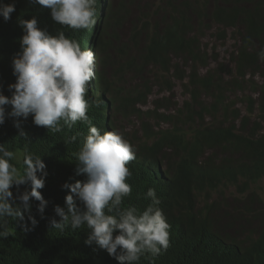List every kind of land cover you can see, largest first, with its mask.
<instances>
[{
    "label": "trees",
    "instance_id": "trees-1",
    "mask_svg": "<svg viewBox=\"0 0 264 264\" xmlns=\"http://www.w3.org/2000/svg\"><path fill=\"white\" fill-rule=\"evenodd\" d=\"M159 1L160 6L150 17L146 12H152L151 0H140L144 4L141 16L132 19L130 0L114 3L97 0L96 24L90 32V29L73 30L55 23L50 10L29 0H0L4 4L14 3L16 9L8 21L0 16V90L11 96L8 85L16 80L12 58L20 51L23 35L20 18L36 17L38 26L52 35L64 31L82 49H86L84 37L91 33V50L97 47L98 53L94 79L86 96L90 104L87 114L93 125L102 130L104 115L109 111L116 116L121 113L125 118L141 120L142 130L153 142L152 148L146 146L142 150L146 152L145 158L128 164L132 175L127 182L132 193L121 207L135 206L143 211L151 202L145 199V194L154 188L161 201L159 207L171 226L168 249L155 258L146 254L138 264H264V230H251L253 223L264 225V185L260 186L264 184V60L258 56L264 49V0ZM194 16L199 20H194ZM205 20L225 28L242 29L243 45L229 60L236 64L235 71L221 63L214 73L203 78L197 70L195 74H182L175 64L176 59H185L187 63L205 59L200 53L201 40H187L186 30L193 33L195 23ZM129 27L134 30L133 46L139 58L128 54L123 31ZM148 69L181 83L188 81L183 87L190 100L179 110V120L165 114L151 117V113L140 109L149 104L148 96L153 94V89L147 81L130 84ZM127 73L135 76L131 78ZM164 86L159 87V95L175 96V88L169 81L165 80ZM254 95H258L257 99ZM204 97L211 103H206ZM152 104L159 110H172L170 107L174 105L169 99L167 107L160 100ZM239 104L247 109L245 115L237 108ZM179 106L177 103L175 109ZM10 110L6 106V111ZM207 116L213 119L212 124H205ZM149 118L155 123L145 120ZM14 119L6 117L0 125V144L17 156L22 157L25 151L42 156L47 176L40 191L49 203L43 216L37 211L39 202L33 199L31 213L24 214V222L6 218L13 234L0 239V264H119L95 243L91 246L84 243L89 231L86 226L72 229L68 225L60 231L52 229L50 224L51 219H60L54 206H65L69 190L63 185L86 179L83 174L76 175L75 169L76 153L88 133V125L77 122L68 128L61 122L62 130L55 132L36 126L31 115L27 119L18 118L29 142L19 135ZM163 121L172 128L165 130ZM72 136H77L75 143L69 142ZM129 142L134 146L133 140ZM152 163L167 168L160 172L151 167ZM183 179L195 181L199 194H205L206 204L200 212L192 206ZM251 184L256 188H249ZM231 187L236 194L246 197L231 203L234 195H227ZM25 189L30 190V184L20 186V191ZM12 191L15 196L16 189ZM215 193L220 197L212 201ZM29 215L38 222L34 228ZM25 222L30 230L21 227Z\"/></svg>",
    "mask_w": 264,
    "mask_h": 264
},
{
    "label": "clouds",
    "instance_id": "clouds-1",
    "mask_svg": "<svg viewBox=\"0 0 264 264\" xmlns=\"http://www.w3.org/2000/svg\"><path fill=\"white\" fill-rule=\"evenodd\" d=\"M151 2L154 6L152 8L154 13L160 6V1L153 2L151 0ZM29 3L50 10L51 19L55 23L73 30L90 29L96 24L97 0H29ZM15 10L14 3L0 2V16L5 21L11 19V14ZM146 13L150 14L151 12ZM18 23L23 35L19 41L20 51L12 58L13 75L16 80L15 83L8 85L9 91L12 93L11 96H6L0 90V125L4 124L6 117L16 118L14 126L20 130L19 135L29 142L31 141L22 130L18 118L27 119L31 115L36 126L45 127L55 132L62 130L61 122L68 128L73 127L77 122L88 125V133L84 136L82 146L76 153L77 166L75 169L76 175L83 174L86 179L84 181L77 180L74 183L66 182L63 185V188L69 190V194L65 197L64 207L54 206L55 215L60 219L50 220L52 229L64 231L68 225L72 229L86 226L89 231L84 243L88 246L95 243L100 249L106 250L109 256L116 259L119 264H138L141 257L146 254L153 258L158 257L170 245L169 230L171 226L167 222L163 210L159 207L161 201L157 198L155 189L147 190L145 199H150L151 202L143 211L138 210L135 206L121 207L124 199L130 197L132 193V186L127 182L132 175L128 164L131 161H140L145 158L146 152L142 153V150L146 146L149 149L152 148L153 142L148 139L141 126V133L132 138L135 140L134 146L127 140L129 138L123 136L122 130L118 126V119L130 121L132 118L130 119L129 116L125 118L121 113L116 116L109 111L103 117V129L100 130L93 125L87 114L90 104L86 96L89 83L95 75L96 55L98 59L97 47L93 51L82 49L79 42L68 38L64 31H58L56 35H52L38 26L36 17L27 20L20 18ZM208 26H210L209 29ZM213 26L222 29L218 33L222 34L224 42L228 37L226 31L234 29L225 28L213 21H200L195 23L193 33L190 29H186L187 40H201L202 43L205 38L203 33H206L207 30L210 31ZM128 38L125 39L129 43ZM238 40L239 45L232 52L231 57L234 53H238L239 48L243 45V38L239 37ZM128 45V54L130 55L132 45ZM200 53L206 56L202 60L205 64L200 66L193 62L194 65L190 66L189 72L182 71L181 66L190 64V61L188 63L185 59L174 61L182 74H195L197 70L199 76L206 78L209 74L214 73L208 70L205 75L201 74L202 69H208V66L215 62L209 60L213 56L210 55L206 44H202ZM258 56L264 60V49L258 53ZM177 60H181L182 64L176 63ZM197 61L199 62V60ZM154 74H157L158 77L154 78ZM127 76L133 78L135 75L127 73ZM165 80L175 88L173 81L176 80L166 78L159 71L151 73L150 69L140 76L138 74L134 81L137 84L149 82L148 86L153 89V94L148 96V99H151L158 93L155 91V87L166 88ZM179 83L182 86L186 84L185 81ZM175 93H177L176 90ZM185 96L190 100L187 91H185ZM167 99L174 103L170 107L172 110L155 109L152 104L155 100H151V102L149 100L152 108L148 112L151 113V117L165 114L173 115L179 120V110L185 103L181 106L179 96L176 94L172 97L168 94ZM177 103L180 106L175 109ZM6 106H10L11 110L6 111ZM142 108L140 107L144 112ZM208 120L209 122H207ZM204 122L212 124L213 119L207 116ZM164 124L169 127L165 130L172 128L169 122L163 121V128ZM118 129L121 131L119 132ZM262 134H264V130ZM76 139L77 136H72L69 142L75 143ZM148 159L151 160L150 157ZM13 160L17 161L19 167L17 164L11 163ZM151 167L160 170V172L167 168L164 165L157 167V164L154 163ZM46 176V164L42 156L28 151H25L22 157L17 156L15 152L0 144V239H7L13 234L8 229L6 218L13 217L24 222V214L31 213L33 199L39 202L37 211L43 216L49 203L40 191L45 187ZM29 184L30 190L20 191L21 185ZM183 185L188 191L192 206H196L198 208L196 211L200 212L206 204L205 194H199L195 181L183 179ZM13 188L16 189L15 196ZM77 201H79V205ZM28 220L33 228L38 223L32 215L28 216ZM21 227L25 231L30 230L27 222L23 223ZM114 233L116 234L114 235Z\"/></svg>",
    "mask_w": 264,
    "mask_h": 264
},
{
    "label": "rangeland",
    "instance_id": "rangeland-1",
    "mask_svg": "<svg viewBox=\"0 0 264 264\" xmlns=\"http://www.w3.org/2000/svg\"><path fill=\"white\" fill-rule=\"evenodd\" d=\"M133 4H132V13H133V17H131L132 19L134 17H138L142 11V7H144V4H140V0H130ZM153 2H157L158 0H152ZM112 3H114V0H111ZM252 7V6H251ZM250 8V7H249ZM153 12L150 13V17H152ZM199 14V13H198ZM194 20L198 21L199 18L197 16L193 17ZM210 26H208L209 29ZM93 30V28H90V32ZM219 30L221 31V28H217V27H212V29L210 31L207 30L206 33H203V35L205 36V38L202 40V44H206V46L208 47L209 51H210V55H212L213 57H210L209 60L215 63H212L210 66H208V69H202L201 70V74L205 75L208 70L215 72L216 69L219 67V65L221 63H225L228 67L229 70L231 71H235L236 70V64L233 61H230L231 58V54L232 52L235 50V48L239 45V37H241L240 31L242 32V29H233V30H227L226 34H227V40L226 42H224L222 40V34L218 33ZM124 37L127 38L129 37V43L132 45V48L130 50V55L135 57V58H139L140 54L138 52V50L136 48H134V39L132 36H134V30L132 27H129L127 30L123 31ZM199 35V32H198ZM91 35L88 34L86 37H84V42H83V47L88 49L89 46L86 45V42L90 40ZM140 51H142V48H140ZM218 57V58H217ZM100 59H102L99 56ZM217 58V59H215ZM176 63H181V60H177ZM210 63V62H209ZM200 66H203L205 64V62H203L202 60H199V62L197 63ZM194 63L191 62L190 64H187L186 66H181V70L186 72L190 71V66H193ZM108 76H110V71H107ZM154 78H157L158 75L154 74L153 75ZM204 78V77H203ZM263 81V80H262ZM135 83V81H133L130 85L133 86ZM185 83H187V81H185ZM263 83V82H261ZM173 85L175 86V90L177 91L176 95L179 96V101L181 106H183V104L188 101L189 99L185 96V89L184 87L177 81H173ZM155 91H159V87H155ZM156 97H152L150 100H160V104H162L164 107H167V98H168V94L164 93L159 95L158 93L155 95ZM240 97L242 98L243 95H240ZM254 98H257V95H254ZM206 103L210 102V99L204 97L203 98ZM236 100V98L234 99ZM152 106L151 104L147 105L146 107H143L142 109L144 110V112H148L149 109H151ZM240 111H242V114H246L247 113V109L242 105L239 104L237 107ZM254 119L257 120V116L254 115ZM147 121H150L151 123H155V120L153 119H145ZM141 120H138L136 118H132V120L128 121L127 119H118V126L119 128L124 132L125 136L129 139H132L134 136H137V134L141 133V129H140V125H141ZM209 122V120L207 121ZM168 125L164 124V129H168L169 127H167ZM119 130V129H118ZM119 130V132L121 131ZM264 184H261L260 186H262ZM249 188L254 189L256 188L255 186H253L252 184L249 185ZM227 195L231 196L234 195V198L231 199V203L232 201H234L235 199L237 200H242L244 199L246 196H242L239 194H236V191L234 188H230L227 189ZM220 197V196H219ZM217 194H214V197L212 198V201L216 200L217 198ZM259 231H263L264 230V225L261 227V225L257 222V223H253L251 225V230H258Z\"/></svg>",
    "mask_w": 264,
    "mask_h": 264
},
{
    "label": "bare ground",
    "instance_id": "bare-ground-1",
    "mask_svg": "<svg viewBox=\"0 0 264 264\" xmlns=\"http://www.w3.org/2000/svg\"><path fill=\"white\" fill-rule=\"evenodd\" d=\"M234 27H235V26H234ZM89 34L91 35V33H89ZM90 40H91V37H90ZM86 45H88V46H89V48H88V49H91L89 41H87V42H86ZM188 58H189V57H188ZM188 58H187V59H188ZM185 71H186V70H185ZM89 86H90V85H89ZM103 110H104V112H105V113H107V111H106V110H107V108H104ZM121 133L123 134V136H125V134H124V132H123V131H122ZM127 140H128V141H129V140H133V141H135L134 139H127ZM157 167H159V166H157ZM47 197H48V196H47Z\"/></svg>",
    "mask_w": 264,
    "mask_h": 264
}]
</instances>
